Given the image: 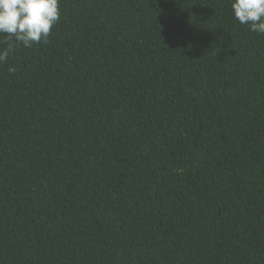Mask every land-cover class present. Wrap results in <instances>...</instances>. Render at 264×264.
I'll use <instances>...</instances> for the list:
<instances>
[{"label": "trees", "instance_id": "trees-1", "mask_svg": "<svg viewBox=\"0 0 264 264\" xmlns=\"http://www.w3.org/2000/svg\"><path fill=\"white\" fill-rule=\"evenodd\" d=\"M59 7L0 64V264H264V34L231 0Z\"/></svg>", "mask_w": 264, "mask_h": 264}, {"label": "clouds", "instance_id": "clouds-1", "mask_svg": "<svg viewBox=\"0 0 264 264\" xmlns=\"http://www.w3.org/2000/svg\"><path fill=\"white\" fill-rule=\"evenodd\" d=\"M234 17L251 31L264 34V0H231ZM60 19L59 0H0V64L18 44L30 48L47 43L53 26ZM15 72L14 67H9Z\"/></svg>", "mask_w": 264, "mask_h": 264}]
</instances>
